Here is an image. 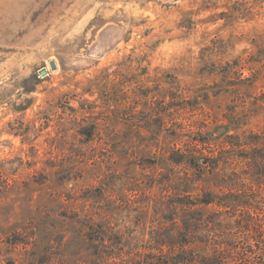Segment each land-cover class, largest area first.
Listing matches in <instances>:
<instances>
[{"label": "rangeland", "instance_id": "obj_1", "mask_svg": "<svg viewBox=\"0 0 264 264\" xmlns=\"http://www.w3.org/2000/svg\"><path fill=\"white\" fill-rule=\"evenodd\" d=\"M208 192L185 257L264 264V0H0V264H180Z\"/></svg>", "mask_w": 264, "mask_h": 264}, {"label": "trees", "instance_id": "obj_2", "mask_svg": "<svg viewBox=\"0 0 264 264\" xmlns=\"http://www.w3.org/2000/svg\"><path fill=\"white\" fill-rule=\"evenodd\" d=\"M174 162L175 159H172ZM181 160L177 161L180 162ZM203 164H206V161L203 160ZM188 180V179H187ZM211 193H204L199 199L190 200V198L179 200V205L182 207L184 216L181 219H177L175 216L178 211H175L171 216L169 221L171 225L163 228V235H157V238L161 240L162 243L170 244L168 240L179 239L181 241L182 250L175 255L180 264H192L198 262L199 264H211V259L208 255H203L201 259H190L185 257L186 246L193 244L197 241H208L209 238V223L210 219L208 216L203 217L202 213L195 208L199 203L210 204L212 203ZM175 215V216H174ZM188 250V249H187Z\"/></svg>", "mask_w": 264, "mask_h": 264}, {"label": "water", "instance_id": "obj_3", "mask_svg": "<svg viewBox=\"0 0 264 264\" xmlns=\"http://www.w3.org/2000/svg\"><path fill=\"white\" fill-rule=\"evenodd\" d=\"M50 66H51V69H52V70H56V69L58 68L57 62H56L55 60H51V61H50ZM41 74H42V75H46V74H48V70H47V68L42 69V70H41Z\"/></svg>", "mask_w": 264, "mask_h": 264}]
</instances>
